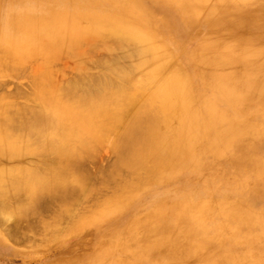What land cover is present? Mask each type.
Returning <instances> with one entry per match:
<instances>
[{"label": "bare ground", "instance_id": "bare-ground-1", "mask_svg": "<svg viewBox=\"0 0 264 264\" xmlns=\"http://www.w3.org/2000/svg\"><path fill=\"white\" fill-rule=\"evenodd\" d=\"M7 1L18 9L3 19L0 4V77L40 63L32 71L36 107L0 98V158L41 161L0 167V221L14 220L16 229L51 204L57 214L49 216L57 220L111 187L113 195L96 202L79 225L100 228L123 213L128 219L104 227L91 252L62 264H264V203L254 206L249 193L216 202L209 184L220 178L218 164L222 176L231 167L264 177V32L255 28L264 25V0ZM149 3L169 5L170 14L185 20L205 13L208 30L188 64L172 62L175 44L164 28L155 31ZM240 14L248 22L235 24ZM99 46L120 52L118 59L96 58L108 75L54 82L56 61L81 63ZM109 139L114 164L93 178L86 167ZM185 172L190 179L169 187L159 202L126 213L140 192L169 185ZM234 179L223 188L239 191ZM187 183L207 187L195 191ZM183 193L186 200H178ZM70 224L75 234L82 228ZM23 228L6 234L17 239ZM234 237L243 243L229 245Z\"/></svg>", "mask_w": 264, "mask_h": 264}, {"label": "rangeland", "instance_id": "rangeland-1", "mask_svg": "<svg viewBox=\"0 0 264 264\" xmlns=\"http://www.w3.org/2000/svg\"><path fill=\"white\" fill-rule=\"evenodd\" d=\"M0 4L2 6L1 16L3 17V19L6 18L8 15L16 12L18 9L16 7H9L10 4L8 3L7 0H1ZM149 4L150 5H148L147 7L154 10V11H151V18L152 20L154 19L153 22H154V27L156 29L155 31L160 32L162 28H164V32L168 34L167 36L171 38L170 42L175 44L173 46H174V51L176 52L175 54L176 58H173L172 62L175 61L174 63H178L179 61H181L183 64H188L191 60V55L193 53L192 51L200 43L201 39L204 37V35L206 34L208 30V25L207 23L205 24L204 22L205 13L200 16H197L196 18H193L190 15L187 18V20H185V19H182L181 17L177 18L173 14H170L171 11H170L169 5L167 6L163 5L164 6V9H163L162 6L159 7L158 5H156L157 3L156 4L149 3ZM245 8H248V6H246ZM162 15H166V19H164ZM235 18H236L234 21L235 24L242 25L244 24V22H248L247 21L248 18L243 17L242 14L235 16ZM263 26L264 25L255 26L256 29L259 28L257 31H259L260 34H263L262 32H264ZM167 36L165 38H167ZM167 39L166 40L164 39V41H166V43L168 44ZM119 54L120 52L118 50H108L104 46H99L96 49L94 57L86 56L83 58V61L81 63L69 57L61 58L60 60L56 61L52 65L51 72H52L53 80L57 85L60 84L59 86H63V85H67V83L69 84V82L71 83V82L76 81L81 75L86 76V77H90L92 75L93 76L103 75V74L108 75V72L105 69H103L102 66L98 65V62L100 60L107 61V60H112V59L113 60L118 59ZM98 57L100 58V60L96 59ZM39 61L36 60V63H40ZM36 63L28 62L26 63L25 67L22 68L23 70L20 69L16 73L12 72V73L3 74L0 77V98H3L6 101L20 108L21 107H24V108L36 107L37 104L34 102V99H33V96L35 94V88H34L33 76H32V71ZM124 66L126 65L124 64ZM188 66H190V64ZM79 67H81V70ZM20 92H22L23 94ZM207 94L211 95L210 92H207ZM111 146H112V139H109L101 143L100 147L98 148L99 150H97L96 153H94L95 155L96 154L98 155L97 157H94L95 160L93 159L96 163L95 162L92 163V161H89L88 164L90 165L86 164L87 165L86 168L88 169L87 171H89V174H91L93 178L97 177L98 179V176H100L101 173L102 175H105L106 171L109 170L108 167L110 168L112 167V164H114V163H111L113 162V159H114L113 157H115L111 155L113 154L111 150ZM260 148L264 152V136L262 137V144ZM12 160L13 161L0 158V167L2 166V167H7V168H14V167H18L19 165H20L19 167H24V166L32 167L37 163V161L39 162L41 161L39 157L33 158L29 156H27L25 159L21 158V159H15V160L12 159ZM114 162L116 161L114 160ZM109 163H111V165H109ZM224 168H226V176L221 175L222 165L220 164L216 165L214 167V172L217 174V177H220V178H217L211 183L209 182L210 190L212 192L210 197L213 198L214 201L220 202V199L223 195L229 196V194L232 195L230 196L232 199H236V197H243L245 199L246 195L249 193L248 198L250 202L254 203L253 204L254 206L257 207L260 204L264 203V177L254 179L249 174L247 175L242 174V172H240L239 169L236 170L234 168L232 169L231 167H224ZM102 169L104 172L101 171ZM104 169H106V171ZM99 171H101V173ZM125 175L123 173L124 177ZM123 176L119 177V179L120 178L123 179ZM100 177L99 179H101ZM190 177L191 176L185 172L177 176L176 181L175 180L172 181L169 185L157 184V186L146 188L145 190L140 192V194L136 197L135 202L131 205L130 209H127L126 213L131 214L132 211L135 212V210H137V214L141 213L144 209L153 206L155 202H159L158 200H160L162 197H165L166 192L169 190V187L171 186L178 187L177 186L178 184L181 185L182 181H184L185 179L189 180ZM103 178L105 179V177ZM233 178L237 179L236 183L239 184V189L241 188L240 190L242 192L240 190L237 191L234 188H230V189L223 188L224 184H226L227 186L231 185ZM258 181L260 182V184ZM108 184L107 186L111 185V184L109 185ZM98 185L99 184H97L96 187ZM202 186L203 185L198 184V183L188 184L189 189H194L195 191L200 189ZM203 187H207V186H203ZM107 188L109 189L105 190L103 187L104 190L100 191V192L106 191V193L103 192L101 194L97 192V195L92 196V197H96L100 195L99 197L101 198L96 197L97 199L95 200V198L91 199L92 198L91 197L87 199L86 201H84V203H82L83 205L81 204L80 206H77V207L75 206L74 208H71L70 214L68 213L67 215L62 216L61 217L62 219L60 218L56 220L55 217L54 218L50 217V216L55 215L57 211L56 206H54L55 204L53 205L51 204L50 210L49 209L44 210L42 211L43 213L41 212L40 214L38 213L39 214L38 216H36L37 214L36 215L34 214L35 216L32 215L33 216L32 221H31L32 216L28 218V221H30L31 223L27 221L28 222L27 225L28 226L30 225L33 227V230L35 231L34 233H33L32 228L28 230L29 227H27V225L22 226L26 228L25 230L24 228L22 229L25 231L24 233L22 230H21L22 232L18 231L22 228L21 225H24V223L26 222L22 221V223H19L20 228L19 226L17 227L18 230L15 235L18 237L17 239L12 238L11 240V238L6 234L12 229L13 230L15 229V227H13V224L15 223V221L14 220L0 221V264H62L64 261L70 260L75 255H80L81 253L86 255L89 252H91V250L94 247L96 236H98L99 232L102 231L104 227L109 225V227L114 228L119 223H123L124 220H127L128 219L127 217H129L125 213H123L122 220H119L117 218L115 219L112 216L111 219L106 221V223L102 225L100 228H95V226H92L91 223L84 224V228L79 225V222L77 220L79 217H85V216L90 215L92 212L96 210L97 208L96 205L102 204V202H104L106 199L110 198L113 195L114 188L113 189L111 187H107ZM251 190L253 192H251ZM103 194L105 195L102 198ZM177 199L186 200V195L184 193L182 194V196L177 195ZM58 207L59 206H57V208ZM1 219L2 218H0V220ZM33 220L40 221V222H37V224L41 223V225L44 226V228L42 227V229H38L40 226L37 225L35 221H34L35 223L34 225ZM67 221H71V222L75 221L77 224L75 227H82V228H80V230H77L75 234V231H71L74 229L72 228V225L70 224L71 222L69 223ZM46 224L52 227V229L47 228L46 230L45 228L49 227V226H46ZM3 225L5 226V228L3 227ZM10 225H11V228H9ZM36 229H38L39 232L38 230L36 231ZM80 231L82 232L80 233ZM232 234H234V232ZM15 240H18V243ZM19 242L21 243L19 244ZM242 243H243V240L240 237H234V238H231L230 241H228V244L231 246H238ZM235 248L240 249V247H235Z\"/></svg>", "mask_w": 264, "mask_h": 264}]
</instances>
